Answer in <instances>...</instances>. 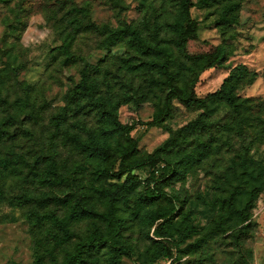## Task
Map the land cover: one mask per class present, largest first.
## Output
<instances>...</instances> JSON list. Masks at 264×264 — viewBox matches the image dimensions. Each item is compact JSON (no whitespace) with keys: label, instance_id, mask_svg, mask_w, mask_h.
<instances>
[{"label":"rangeland","instance_id":"374dc122","mask_svg":"<svg viewBox=\"0 0 264 264\" xmlns=\"http://www.w3.org/2000/svg\"><path fill=\"white\" fill-rule=\"evenodd\" d=\"M62 1L66 3L64 7L54 0L0 1V122L6 123L13 135V139L0 145V159L17 153L26 163L0 187V264H35V239L27 214L36 203L26 204L23 209L14 205L13 197L27 192L41 197L73 190L102 207L94 192L101 183L75 150L70 136L85 137V131L96 126V113L73 114L63 110L70 91L81 81L86 63L100 67L104 92L111 90L121 99L134 97L132 102L120 107L119 120L131 128L130 137L138 143L139 159L154 154L189 123L201 116L208 117L206 130L180 143L181 149L191 152L198 141L206 142L211 147L209 157L183 180L169 174L161 180V187L150 186L155 191L163 189L168 196L183 203V209L175 212L174 224L194 230L193 238L180 247L176 245L177 237L168 240L172 256L157 264H264V175L259 178L263 190L253 203L248 221L227 232L219 233L220 214L200 200L203 197L210 202L222 193V187L228 183L224 177L233 173L234 162H238L240 154L249 158L253 169L264 170V0H232V7L218 0H191L190 14L198 30L197 37L190 42L189 52L201 53L218 46L225 50L221 65L202 74L195 88L196 96L207 99L240 65L257 74L252 83L239 90L242 98L250 99L244 117L251 124L245 125L242 131L237 116L225 104L189 109L174 100L171 108L164 111L166 88L149 86L145 76L133 77L128 73L125 62L137 63L133 50L126 46L108 48L104 45L106 35L101 32L75 33L73 28L64 29L72 9L85 8L88 15L79 18L87 25L113 30L134 25L148 41L168 45L177 55L174 36L166 31V25L174 20L179 0ZM228 7L231 10L226 17ZM66 31L75 36L73 60L59 51ZM182 67L183 61L179 60L175 68ZM139 92L148 94L149 98L141 101ZM55 117H69L67 125L57 127ZM45 156L56 159L59 172L68 180L59 189L43 190L29 176V167ZM165 167L163 159L145 162L123 175L120 182L130 175L139 192L149 191L148 180L154 170L158 177ZM232 182L235 184L236 180ZM127 207L128 211L134 209L133 204ZM91 228V223H81L75 232L84 235ZM124 235L130 245V256H125L122 264H148L150 243L141 226L133 220L127 222ZM198 240H205L202 248H188ZM109 256L104 250L99 255L100 264H107Z\"/></svg>","mask_w":264,"mask_h":264},{"label":"trees","instance_id":"16d2710c","mask_svg":"<svg viewBox=\"0 0 264 264\" xmlns=\"http://www.w3.org/2000/svg\"><path fill=\"white\" fill-rule=\"evenodd\" d=\"M1 1V0H0ZM60 7L65 6L62 0H54ZM226 2L232 7V0H218ZM179 7L174 20L166 25V31L174 36V44L178 52L168 45H160L148 41L143 31L138 27L126 24L116 30L107 26L99 28L95 24L87 25L79 16H87L85 8H73L71 18L65 30L73 28L74 32H101L106 35L104 45L110 47L126 46L134 51L136 64L126 63L128 73L135 76H145L149 86L166 88L163 110H169L174 100L180 101L186 108L202 109L212 104H225L239 120V130L251 123L244 117L249 108L250 99L239 95V90L252 83L256 73L250 72L244 65L233 69L215 93L207 99L196 96L195 88L203 73L221 65L225 58L223 47H215L201 53L191 54L189 45L197 37V24L192 19L190 11L193 7L191 0H179ZM224 13L227 17L231 8ZM66 38L59 47L68 60L75 57L72 46L75 36L71 32H64ZM179 60L183 67L176 69ZM104 81L98 65L85 64L81 72V81L70 91L64 112L81 114L83 112L96 113V126L85 131V137L71 136L75 150L81 154L89 167L91 174L101 183L94 192L99 196L102 207L91 203L81 192H66L63 194L50 193L36 197L27 192L21 197H13L14 205L25 209L26 204L35 205L28 211L34 235L35 264H100L99 255L106 250L110 256L107 264H122L125 256H130L129 247L124 233L127 222L136 221L142 228L143 234L150 245L147 248L148 264H157L172 256V250L167 245L168 240L177 237V246L187 243L194 236V230L188 227H177L174 224L175 212L183 209V203L168 196L163 189H150L152 185L161 187V180L169 174L183 180L198 165L209 157L210 145L198 141L195 149L186 152L181 149L180 140L204 131L207 128L208 117H199L173 135L176 138L167 140L154 154L139 159L138 143L130 137L131 128L119 120V110L124 104L134 100L133 96L124 99L116 97L111 90L104 92ZM140 100L149 98L148 94L139 92ZM79 119L80 117H74ZM159 117H156V119ZM57 127H65L69 117H55ZM238 125H236L238 127ZM6 123L0 122V145L13 139V135L6 128ZM238 130V129H237ZM163 159L166 167L156 177L157 170L148 180V190L139 192L134 178L127 177L120 182L122 176L145 162ZM233 173L228 174V181L222 187V193L212 197L210 202L203 197L200 200L211 206L220 214L217 226L219 233L227 232L245 224L263 190L259 178L264 170L251 167L249 158L243 153L237 156ZM21 154L11 153L0 159V187L10 175H15L18 168L26 165ZM32 183L39 188L59 189L68 183L66 177L59 172L60 167L53 157L45 156L38 159L36 165L30 166ZM231 176V179H229ZM236 180L234 184L232 181ZM114 180H116L114 182ZM167 202V205H162ZM130 204L134 209L128 211ZM60 211H63L60 214ZM91 223V229L84 235L75 232V227L81 223ZM205 240H198L188 245L189 249L202 248Z\"/></svg>","mask_w":264,"mask_h":264}]
</instances>
